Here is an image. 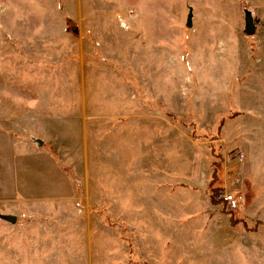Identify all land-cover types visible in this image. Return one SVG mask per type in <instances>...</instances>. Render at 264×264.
<instances>
[{
	"label": "rangeland",
	"instance_id": "rangeland-1",
	"mask_svg": "<svg viewBox=\"0 0 264 264\" xmlns=\"http://www.w3.org/2000/svg\"><path fill=\"white\" fill-rule=\"evenodd\" d=\"M0 264H264V0H0Z\"/></svg>",
	"mask_w": 264,
	"mask_h": 264
},
{
	"label": "crops",
	"instance_id": "crops-1",
	"mask_svg": "<svg viewBox=\"0 0 264 264\" xmlns=\"http://www.w3.org/2000/svg\"><path fill=\"white\" fill-rule=\"evenodd\" d=\"M47 150L45 149V152H43V154H41V155H43V158L45 159V160H47V161H50V174H47L45 171H43L42 170V168L39 166V169H40V171L41 172H39L38 174H37V182L39 183L38 184V188H40V187H44V186H46V185H44L42 182H44L45 180H50V188H49V194L47 195V196H50V197H56V196H62L63 195V192H61L62 190H63V188H53L52 187V185L53 184H57L58 182H60V181H63L64 180V177H63V175H62V171H61V169H58V168H56L57 170H55L54 169V167H55V162L53 161V159L51 158V154H49L48 152H46ZM52 162H54V163H52ZM60 168V167H59ZM209 173H208V175H207V177H206V179H205V183H204V185H205V190H206V192H205V195H206V197L208 198L207 199V201L209 202V203H211V204H214V203H212L211 202V200H210V189H211V187H217V186H221V187H224V186H226V181L225 182H223V183H221L222 181H220V180H218L217 182H215L214 184H212L211 186H210V182H211V175H212V167L210 166V164H209ZM148 177H150V178H152V188H151V186H149V189L151 190V191H153L154 189H155V185H156V182H158L157 181V179L156 178H154V177H152V176H150L149 174H146ZM219 175V172L217 173V176ZM218 179H219V176H218ZM55 182V183H54ZM197 182H199V180H197ZM47 186H49L48 184H47ZM148 194V193H147ZM146 195V194H145ZM149 195V194H148ZM207 202V203H208ZM210 204V205H211ZM215 205V204H214ZM202 208H204V207H198L197 205H193L192 204V206H190V207H186L185 209V211H183V212H181L180 213V215H178V216H173V217H171V219H173L175 222H178V221H180V220H183V221H188L189 223L186 225V226H183V228H179V230H178V232H179V234H180V236L181 235H183V242H182V245H185L186 244V251L184 252V253H182V255H191V254H193V253H195L196 251H198V248H196L198 245H199V243L196 241V242H194L193 243V241H192V244L191 243H189V239L190 238H192V232L196 229V230H198L197 228H194L193 227V223H196V219H194V218H190V216L191 215H193V214H195L196 212H198V210L199 209H202ZM206 208H208V209H210V207L209 206H207L206 205ZM160 214L159 215H161V218H160V220L161 221H163L165 218L163 217L164 216V213L165 212H163V211H161L160 210V212H159ZM209 214H210V212H208ZM207 215V214H206ZM208 217V216H207ZM225 217H226V220H227V222L229 223V224H231V221H230V215H229V213H226V215H225ZM208 218H210V216L208 217ZM235 218V217H234ZM236 220H239L238 222H241V219H236ZM161 223L162 222H160V225H159V229H161V230H165L164 229V227H162L161 226ZM154 226H155V223H154ZM249 226V228L251 229L253 226H250V225H248ZM156 227V226H155ZM199 228V227H198ZM174 229H175V227H174ZM200 229V228H199ZM171 230H173L172 228H171ZM190 232V233H189ZM206 246L207 247H210V244L209 243H206ZM204 252V251H203ZM205 253L207 254V251H205Z\"/></svg>",
	"mask_w": 264,
	"mask_h": 264
},
{
	"label": "built area",
	"instance_id": "built-area-1",
	"mask_svg": "<svg viewBox=\"0 0 264 264\" xmlns=\"http://www.w3.org/2000/svg\"><path fill=\"white\" fill-rule=\"evenodd\" d=\"M223 202L228 210H234L243 200V195L234 191H227L221 195Z\"/></svg>",
	"mask_w": 264,
	"mask_h": 264
},
{
	"label": "trees",
	"instance_id": "trees-1",
	"mask_svg": "<svg viewBox=\"0 0 264 264\" xmlns=\"http://www.w3.org/2000/svg\"><path fill=\"white\" fill-rule=\"evenodd\" d=\"M216 179V168H212V175H211V182L209 183L210 186L213 183V181ZM218 191L216 189H210V200L212 203L217 202V197H218ZM230 221L232 224H236V219L230 214Z\"/></svg>",
	"mask_w": 264,
	"mask_h": 264
},
{
	"label": "water",
	"instance_id": "water-1",
	"mask_svg": "<svg viewBox=\"0 0 264 264\" xmlns=\"http://www.w3.org/2000/svg\"><path fill=\"white\" fill-rule=\"evenodd\" d=\"M246 20H247V32L251 33V32H253V27H252L253 25H252L251 19H250V17H248ZM186 25L187 26L191 25L190 13L187 17ZM3 218L8 219V221H11V222L15 221V217L12 215H3Z\"/></svg>",
	"mask_w": 264,
	"mask_h": 264
}]
</instances>
